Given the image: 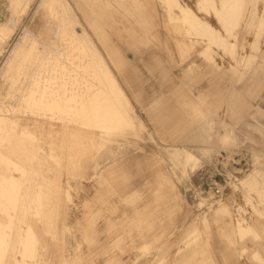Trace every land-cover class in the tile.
<instances>
[{"label":"rangeland","instance_id":"rangeland-1","mask_svg":"<svg viewBox=\"0 0 264 264\" xmlns=\"http://www.w3.org/2000/svg\"><path fill=\"white\" fill-rule=\"evenodd\" d=\"M28 1L0 0V25L11 30L0 40L1 112L11 108L14 116L31 117L21 97L28 90L50 108L80 100L70 101L76 109L68 116L79 125L91 113L78 107L85 109L109 80L125 90L134 109L130 125L106 142L91 138L89 129L66 131L39 117L45 124H29L27 143L11 138L9 151L24 164L22 172L12 168L21 196L11 187L13 195L0 205L1 216L6 205L18 207L10 210L13 227L1 226L16 248L7 238L12 258L5 245L0 264H20L31 248L23 243L29 226L38 236L36 258L26 257L30 264H264V30L257 26L264 0L242 4L238 38L228 37L229 52L213 44L212 59L202 52L206 37L172 19L163 0ZM181 1L222 29L214 15L198 11L197 0ZM23 117L20 125L27 124ZM176 149L199 161L184 168V154L173 157ZM243 152L247 164L239 174L232 164L217 163L221 155ZM221 166L227 184L217 197L205 191L203 177ZM223 204L226 210L214 213Z\"/></svg>","mask_w":264,"mask_h":264},{"label":"bare ground","instance_id":"bare-ground-1","mask_svg":"<svg viewBox=\"0 0 264 264\" xmlns=\"http://www.w3.org/2000/svg\"><path fill=\"white\" fill-rule=\"evenodd\" d=\"M22 1L23 0H10V2H11V4L12 5H14V4H21L22 3ZM30 1V0H29ZM28 1V3H30ZM135 1V0H134ZM160 1V0H159ZM164 2H165V4L167 5V8H168V10H169V14H170V17L172 18V19H177V20H179V21H182V22H184V23H187V25L189 24L190 26H191V28L192 29H194V30H196L197 31V33H199V34H201V35H203V36H205L206 37V39L208 40V43H207V46L203 49V53H205V55H209V59H212L213 57H212V55L210 54L211 53V50H212V45L213 44H215V45H217L219 48H221V49H227L228 48V46L229 45H232V44H230V42H229V39H228V37H230L231 35H233V34H236V38H238V27H239V25H240V23H241V21H242V18H243V15H244V12L242 13V4L244 3V2H246V0H197V3H196V6H197V9H198V11L200 12V11H206V13L205 14H207V16L208 15H214L216 18H217V20H218V22L221 24V26H222V29H217V28H215L208 20H206V19H203L200 15H198V13L192 8V7H190L189 5H187L186 3H183L181 0H163ZM24 6H27V4H25ZM29 7V6H28ZM68 7V6H67ZM165 7V6H164ZM26 8V7H25ZM27 9V8H26ZM166 10V9H165ZM164 10V11H165ZM158 12V11H157ZM254 12H256V10L254 11ZM254 12H252V15L254 14ZM133 13V12H132ZM257 13V12H256ZM139 15L140 16H143L142 15V13L140 12L139 13ZM137 16V15H136ZM257 16V14H255V17ZM167 17V16H166ZM254 17V18H255ZM145 18H146V16H145ZM254 18H253V20H254ZM250 19H252V18H250ZM251 21V20H250ZM175 22V21H174ZM143 23V22H142ZM146 24H147V21L145 22ZM169 23V22H168ZM180 23V22H179ZM9 25V24H8ZM150 25H151V23H150ZM177 25V22H175V24H174V26H176ZM188 25V26H189ZM247 25H249V24H247ZM145 26V25H144ZM149 26V25H148ZM172 26H173V23H172ZM179 26L180 25H178V28H179ZM190 26H189V28H190ZM238 26V27H237ZM257 26H258V28H259V31H262V30H264V13L262 14V12H261V14L259 15V18H258V22H257ZM248 27V26H247ZM13 28V27H12ZM173 29L175 28V27H172ZM184 28H185V26H184ZM187 28V27H186ZM188 29V28H187ZM186 29V30H187ZM176 30H177V26H176ZM223 30V31H222ZM174 31V30H173ZM178 31V30H177ZM177 31H175L176 33H177ZM181 31V29L179 28V32ZM188 31V30H187ZM10 32H11V30H10V27H7L6 25H5V23L3 24L2 23V25H0V40L1 39H6L9 35H10ZM189 32V31H188ZM236 32H238V33H236ZM187 33V32H186ZM186 33H184V34H186ZM191 33V32H190ZM264 33V32H263ZM189 34V33H188ZM190 35V34H189ZM263 35V34H262ZM180 36V35H179ZM187 36V35H186ZM192 36H194V35H192ZM202 36V37H203ZM235 36V35H234ZM233 36V37H234ZM186 38V37H185ZM191 38V37H190ZM204 38V37H203ZM235 38V37H234ZM196 39V38H195ZM190 41V40H189ZM192 41V40H191ZM237 41V40H236ZM193 43V42H192ZM182 45H183V43H181ZM178 46H179V44H177ZM233 45H235V43H233ZM257 47V46H256ZM177 48H179V47H177ZM181 48H183V47H181ZM185 48H187V46H185ZM188 50L189 49H187V53H188ZM215 50V49H214ZM235 50V49H234ZM257 50H258V48H257ZM6 51V50H5ZM182 51H183V49H182ZM213 51V50H212ZM262 51V50H261ZM228 52H229V48H228ZM235 52V51H234ZM190 53V52H189ZM233 53V52H232ZM231 53V54H232ZM236 53V52H235ZM72 54V53H71ZM183 55H185V53H184V51H183ZM182 55V56H183ZM187 55V54H186ZM233 55H234V53H233ZM184 57V56H183ZM182 57V58H183ZM106 58V57H105ZM185 58V57H184ZM244 57H242V59H243ZM103 59V58H102ZM241 59V60H242ZM69 60H70V58H69ZM240 60V61H241ZM13 61V60H12ZM71 61H72V59H71ZM104 61V60H103ZM238 61V60H237ZM73 62H75V61H73ZM252 62V61H251ZM216 64V63H215ZM13 65V64H12ZM218 67V66H217ZM68 68H66V70H67ZM72 69V68H71ZM69 71H70V68L68 69ZM66 72V71H65ZM64 72V73H65ZM69 73V75L68 76H70V72H68ZM72 74V73H71ZM66 74H64L63 75V79H64V76H65ZM72 76V75H71ZM34 78V77H33ZM62 79V78H61ZM65 79H66V77H65ZM64 79V80H65ZM33 80V79H32ZM31 80V81H32ZM63 80V81H64ZM68 81V80H67ZM32 83V82H31ZM36 83V82H35ZM65 87V86H64ZM66 88V87H65ZM28 89V88H27ZM67 89V88H66ZM72 89H73V87H72ZM98 89V88H97ZM36 90V89H35ZM57 90V89H56ZM95 90V89H94ZM93 90V91H94ZM27 92L25 93V94H22V99H24L25 98V100L27 101V103L29 104V108H30V110H29V113H30V115H32L31 117H23L24 119H25V121H27V124H25V125H20L19 124V118H22L20 115H16V116H14L13 114H12V111L13 112H15V109H11V108H8V111H9V114H5V113H3V112H1V109H0V196L2 197V200H0V205L2 206V201L3 200H5V199H10V196L11 195H13V190H15L14 189V184L16 185V181H18V178H17V176H15L13 173H12V168H14L16 171H18V170H20V172H22V169H21V167H20V165H22V164H24L23 162H21V161H19L17 158H15V156L13 155V152L10 150L9 151V146H8V142L11 140V138L14 136V137H16V139L20 142L21 140L23 141V144H24V142H26V140L24 141L23 139H26V138H31V137H33V133H31V132H27L26 131V129H28L29 128V124H31V122L33 123V124H45L44 122H43V120L42 119H39V118H43V119H49V122H48V124H49V126L50 127H54V125L55 126H60L63 130H66V131H68V130H72V129H74V130H77V131H83L84 129H89L90 131H89V134L91 135V138H96V137H98L99 138V140H101V142H106V141H109V140H111L112 139V137H111V135L114 133L115 134V132H117V131H119V130H121V129H124L125 127H127L128 125H130L129 123H131V120H132V115H131V112L133 111V109H134V105L132 104V102L130 101V99H129V97H128V95H127V93L125 92V90L123 89V88H120V85L118 86V84H115L114 82H111L110 80L108 81V82H104L103 83V85H102V87L100 88V90H98L97 92H94L93 93V97L91 98V102L88 104V105H86V106H84L85 107V109L84 108H82V107H78V108H80V109H82L81 111L82 112H84L85 110L86 111H88V114L89 113H91V115H89L88 116V122H87V120L86 121H84L83 122V120H82V118H81V120H82V122H80L79 123V125H75V124H73V122H72V119H74V118H69L68 116L69 115H71V113H72V111H74L76 108H75V105H72L71 104V102L70 101H76V102H78V101H80V100H73V98H71L72 100H70L69 101V104H66V106H63L62 104H59L58 103V101L54 104V106L53 107H47V106H45L44 104H46V100L44 99V100H39L38 102H37V100H35V99H31V96H32V94L31 93H29L28 92V90H26ZM66 91H68V89L66 90ZM63 92H64V90H63ZM50 93V92H49ZM67 93V92H66ZM55 94V93H54ZM35 95H37V94H35ZM65 96V95H64ZM50 101V100H49ZM48 102V101H47ZM49 108V110H51V112H52V114L51 115H48V113H47V115H46V112H44L43 111V109L44 108ZM35 108H37V109H35ZM132 110V111H131ZM133 113V112H132ZM83 115V114H82ZM39 117V118H38ZM140 117V116H139ZM54 119H60V122H56V121H54ZM76 119V118H75ZM74 119V120H75ZM134 119V118H133ZM135 120H136V118H135ZM138 120V119H137ZM136 120V121H137ZM141 121V120H140ZM79 122V121H78ZM132 125V124H131ZM32 126V125H31ZM133 126V125H132ZM133 129V128H132ZM98 130V131H97ZM129 130H130V128H129ZM27 132V133H26ZM88 132V131H87ZM35 133V132H34ZM57 133V132H56ZM67 133V132H66ZM124 133V132H123ZM59 134H61V133H59ZM26 135H28V136H30V137H27ZM51 135H53V134H51ZM56 135V134H55ZM67 135H68V133H67ZM56 136H58V134L56 135ZM55 136V137H56ZM73 136H75V135H73V133L71 134V138L73 137ZM49 137H50V135L48 136V138L47 139H49ZM54 137V138H55ZM58 137H60V136H58ZM76 137V139H77V136H75ZM44 138H46V137H44ZM51 138H53V137H51ZM43 139V138H42ZM61 139V138H60ZM33 140V139H32ZM79 140V139H78ZM28 141V140H27ZM30 141V140H29ZM43 141H44V139H43ZM74 141V140H73ZM80 141H81V139H80ZM114 141V140H113ZM45 142V141H44ZM53 142H54V140H53ZM67 142H68V140H67ZM27 143V142H26ZM52 143V142H51ZM55 144H57V142H54ZM53 143V144H54ZM65 142H63V144H64ZM72 143V142H71ZM86 143H87V141H86ZM20 144V143H19ZM58 144H59V142H58ZM65 144H67V143H65ZM69 144V143H68ZM20 145H22V143L20 144ZM26 145V144H25ZM34 145V144H33ZM59 145H61V143L59 144ZM59 145H58V150H60L59 149ZM71 145V144H70ZM86 146V145H85ZM88 146V145H87ZM57 146H54V148H56ZM98 147V146H97ZM53 148V149H54ZM180 148V147H179ZM68 149V148H67ZM164 149V148H163ZM167 149V148H166ZM56 150V149H55ZM97 150V149H96ZM177 150V149H176ZM170 151V150H169ZM175 151V150H174ZM182 151V150H181ZM181 151L179 150H177V151H175L174 153H173V155H175V156H173V157H178L180 154H182L181 153ZM35 152V151H34ZM83 152V151H82ZM87 152H89V151H87ZM165 152V151H164ZM171 152V151H170ZM173 152V151H172ZM184 152V151H183ZM55 153H56V151H55ZM167 153V152H166ZM61 154H63V150H62V153ZM83 154H85V153H83ZM184 154V155H183ZM182 155H183V159H182V162L185 164V167L184 168H186L187 166L188 167H191V168H193L196 164H197V161H199V158L197 157V155L195 154V153H193V152H191V151H187L186 150V152L185 153H183ZM77 155V154H76ZM57 156H58V154H57ZM60 156V155H59ZM67 156V155H66ZM65 155H64V157H66ZM47 157V156H46ZM55 157V156H54ZM63 157V158H64ZM71 156H69V158H70ZM77 157V156H76ZM82 157V156H81ZM168 157V156H167ZM68 158V157H67ZM72 158V157H71ZM71 158L69 159V162H70V160H71ZM86 159V158H85ZM166 159V158H165ZM40 160V159H39ZM55 160V159H54ZM61 160H63V159H61ZM60 160V161H61ZM68 160V159H67ZM169 160V159H168ZM168 160H166L167 162H168ZM170 160H172V159H170ZM169 160V161H170ZM177 160V159H176ZM175 160V161H176ZM52 161V160H51ZM43 162V161H42ZM171 162V161H170ZM182 162H180L181 164L180 165H182L183 163ZM54 163V162H53ZM79 163V162H78ZM178 164V163H177ZM57 165V164H56ZM74 165V164H73ZM71 166V165H70ZM69 166V167H70ZM79 166V165H78ZM177 167V166H176ZM175 167V168H176ZM56 168H58V167H56ZM55 168V169H56ZM182 168H183V166H182ZM66 169H67V167H66ZM75 169V168H74ZM80 169V168H79ZM96 169V168H95ZM59 170V169H58ZM71 170V169H70ZM53 171H56V170H54L53 169ZM178 171V170H177ZM183 171H184V169H183ZM189 171H190V169H189ZM57 172V171H56ZM61 172V171H60ZM75 172V171H74ZM73 172V173H74ZM193 172V171H192ZM256 172V171H255ZM191 173V172H190ZM259 173V172H258ZM30 174V173H29ZM184 173H182V175H183ZM73 175V174H72ZM178 175H179V173H178ZM185 175H186V173H185ZM58 176H59V172H58ZM184 176V175H183ZM187 176V175H186ZM254 176V175H253ZM264 176V175H263ZM60 177V176H59ZM58 177V178H59ZM54 178H55V176H54ZM61 178V177H60ZM183 178V177H182ZM186 178V177H185ZM189 179V178H188ZM180 180H182V179H180ZM53 181H55L56 182V179L54 180L53 179ZM60 181V180H59ZM69 181V180H68ZM246 181V180H245ZM244 181V182H245ZM247 182V181H246ZM45 183V182H44ZM68 183V182H67ZM19 185H20V183H18ZM54 184V187L56 186V184L55 183H53ZM77 185V184H76ZM80 185V184H79ZM252 185V184H251ZM40 186V185H39ZM47 186L48 185H46V190H47V192H49L48 191V188L50 187H48L47 188ZM78 186V185H77ZM11 187L13 188V190L11 189ZM20 187V186H19ZM44 187V186H43ZM42 187V188H43ZM73 187V186H72ZM18 188V187H17ZM16 188V189H17ZM26 188H27V186H26ZM39 188V187H38ZM42 188H41V190H42ZM51 188V187H50ZM53 188V187H52ZM56 188V187H55ZM54 188V190H56ZM60 188V187H59ZM21 189H22V187H21ZM68 189V188H67ZM74 189H75V187H74ZM256 189H259L258 187H256ZM19 190L20 189H17V190H15L14 191V193H16V195H15V197H20V196H18V192H19ZM44 190V189H43ZM65 190V189H64ZM262 190V189H261ZM260 190V191H261ZM264 190V189H263ZM262 190V191H263ZM51 191V190H50ZM78 191V190H77ZM39 192H41L40 190H39ZM39 192L37 193V196H38V194H39ZM47 192H46V194H45V192H44V194H42V195H45V197H47ZM56 192V191H55ZM54 192V193H55ZM72 192V191H71ZM12 193V194H11ZM23 193H24V191H23ZM51 193V195H53V193L52 192H50ZM57 193V192H56ZM61 193V192H60ZM65 193V192H64ZM73 193V192H72ZM75 193H76V191H75ZM112 193V192H111ZM21 194V193H20ZM70 194V193H69ZM50 195V194H49ZM50 195V196H51ZM25 196V195H24ZM36 196V197H37ZM14 197V196H13ZM12 197V198H13ZM51 197H54V195L53 196H51ZM14 199V198H13ZM18 198H16V200H17ZM24 199V198H23ZM48 199H49V197H48ZM261 199H263V196H262V198ZM42 200H43V197L41 198V202H42ZM54 200V199H53ZM6 201V200H5ZM4 201V202H5ZM9 203L10 202H12V199H11V201H9V200H7ZM21 201V205H23L22 204V199H20L19 200V202ZM45 201H46V203L47 204H45ZM50 201V200H49ZM56 202H57V200H55ZM68 201V200H67ZM4 202H3V204H4ZM39 202V201H38ZM51 202H52V200H51ZM51 202H50V204H51ZM15 203H16V201H15ZM13 204V203H12ZM49 204V205H50ZM9 205V204H8ZM39 205H40V202H39ZM42 205V204H41ZM40 205V206H41ZM46 205H48V202H47V198H46V200H44V208H45V206ZM4 206H5V204H4ZM12 206V205H11ZM20 206V205H19ZM58 206H60V204L58 205ZM227 204H223V205H221V206H219L218 208H216L215 210H214V213H220V210H226L225 208H227ZM14 205L11 207V209H14V208H16V207H14ZM48 206H46V208H47ZM53 207H55V209H56V206H53ZM52 206H51V208H53ZM5 208H7V209H5L3 212H4V214H5V216H4V214H2V216H1V214H0V230H1V226L4 224V229H5V224H8L9 225V223L11 224V226L13 227V222H11L10 220H12V218H14L13 216H15L16 215V213L14 212V214L9 210V206L7 207V205H6V207ZM18 208V207H17ZM20 208H21V206H20ZM42 208V207H41ZM44 208L42 209L43 211H44ZM1 209V208H0ZM48 209H49V211H50V206L48 207ZM47 209V210H48ZM18 210H20V209H18ZM22 210H24V208L22 209ZM38 210V209H37ZM241 210V209H240ZM240 210H238V212L240 211ZM12 211H15V210H12ZM17 211V210H16ZM49 211H48V213H49ZM2 212V213H3ZM40 212V211H39ZM53 212H57V211H54V209H53ZM222 212L223 211H221V214H222ZM229 212V211H228ZM1 213V212H0ZM19 213H21V214H23V212H19ZM43 213V212H42ZM47 213V212H46ZM48 213H47V215H45L44 216V214H43V216L44 217H48L49 215H50V213H49V215H48ZM55 213H54V215H55ZM225 213H227V211L225 212ZM39 214V213H38ZM230 214V213H229ZM240 214V213H239ZM36 215H37V213H36ZM61 215V214H60ZM17 216H19V214L17 215ZM51 216H52V218L54 217L53 216V213L51 214ZM58 216V215H57ZM56 216V217H57ZM43 217V218H44ZM56 217H54V218H56ZM59 217V216H58ZM22 217H20V219H21ZM52 218H51V222H52ZM47 218H45L44 220H46ZM17 220H18V217H17ZM61 220V219H60ZM14 221V220H13ZM15 221H16V219H15ZM47 221V220H46ZM17 222V221H16ZM51 222H49V225H50V223ZM53 222H55L54 221V219H53ZM15 223V222H14ZM46 224L48 223V222H45ZM44 223V224H45ZM58 223V222H57ZM57 223L55 224L56 226H57ZM243 223V222H242ZM8 225H7V227L6 228H8ZM18 225V224H17ZM48 225V224H47ZM64 225V224H63ZM62 225V226H63ZM14 226H16L15 224H14ZM45 227H46V225H44ZM52 226H53V223H52ZM60 226H61V224H60ZM12 227H11V229H12ZM49 227V229H50V226H48ZM48 227H47V230H48ZM239 227V229H240V232L242 231L241 229H243L244 227H243V225H239L238 226ZM17 228V226L15 227V229ZM26 228V227H25ZM52 228H54V227H52ZM4 229H2V232H3V230ZM11 229H9V231L11 230ZM15 229H13V233H15ZM62 229H63V227H62ZM21 230V229H20ZM52 230H54V229H52ZM52 230H51V232H52ZM6 231V230H5ZM5 231H4V233H5ZM199 231V230H198ZM252 231V230H251ZM49 232V231H48ZM66 232V231H65ZM246 232V231H245ZM8 232L6 231V233L3 235V234H1L0 233V260H2L3 261V259H5V257L3 256L4 254H5V245L6 246H8L9 247V249L10 250H8V247H6L7 248V252H9L7 255H6V257L9 255L10 257H11V253H12V251L14 252V250H15V243H13V242H15L12 238V236H11V234H10V232H9V236L11 237L10 239H9V237H7V234ZM26 233H27V231H26ZM45 233V232H44ZM55 233H57V232H55ZM63 233V232H62ZM68 233V232H67ZM19 234V235H18ZM46 234V233H45ZM51 234V233H50ZM53 234V233H52ZM51 234V235H52ZM65 234V233H64ZM247 234V233H246ZM17 236H20L21 237V235H20V233H19V228H18V233L16 234ZM63 235V234H62ZM14 237H15V234L13 235ZM63 237V236H62ZM189 237V236H188ZM225 237V236H224ZM7 238L9 239L8 241H11V243H13V245H14V249L12 248V244H10V243H7ZM15 239V238H14ZM17 239H18V237H17ZM16 239V241L17 242H19L18 240ZM195 239V238H194ZM13 240V241H12ZM21 240V239H20ZM24 240H25V242H23V243H27L28 242V244H30L31 246V248H28L27 250H26V253H25V251H24V253H25V255H22V256H24V258L22 259V261L20 262V264H30L29 262H27V259H26V257L27 258H30V260L32 259L31 258V256L33 255H31V253H33V251H32V244L33 243H35V242H37L38 241V236H37V233L35 232V230L33 229V227H31V226H29V228H28V233H27V241H26V239L24 238ZM54 240V239H53ZM23 240H21V242H22ZM56 241V240H55ZM16 242V243H17ZM188 244V243H187ZM10 245H11V248H12V251H11V248H10ZM17 245V244H16ZM26 245V244H25ZM35 245V244H34ZM18 246H19V244H18ZM106 246V245H105ZM26 247H28V245L26 246ZM26 247H23L24 249H26ZM2 249H4V250H2ZM195 249V248H194ZM17 250V249H16ZM23 250V249H22ZM10 251H11V253H10ZM3 252V253H2ZM17 252H18V250H17ZM178 253H180V252H178ZM197 253V252H196ZM35 254V253H34ZM16 255V254H15ZM17 256V255H16ZM30 256V257H29ZM34 256V255H33ZM35 256H36V254H35ZM34 256V258L33 259H35L36 257ZM193 256V255H192ZM4 257V258H3ZM10 257H9V260L7 261V262H10ZM13 257H14V253H13ZM20 257H21V254H20ZM259 257H260V254H259ZM12 258V257H11ZM189 258V257H188ZM7 259V258H6ZM190 259V258H189ZM17 260H19V259H17ZM15 261V258H14V261L16 262L15 264H17V262L18 261ZM179 260V259H178ZM181 260V259H180ZM183 260V259H182ZM191 260V259H190ZM261 260V259H260ZM263 261V260H262ZM156 262V261H155ZM158 262V261H157ZM264 262V261H263ZM11 263H12V260H11ZM10 263V264H11ZM35 263V262H34ZM3 264V263H2ZM4 264H5V262H4ZM7 264V263H6ZM33 264V263H32ZM36 264V263H35ZM263 264V263H262Z\"/></svg>","mask_w":264,"mask_h":264},{"label":"built area","instance_id":"built-area-1","mask_svg":"<svg viewBox=\"0 0 264 264\" xmlns=\"http://www.w3.org/2000/svg\"><path fill=\"white\" fill-rule=\"evenodd\" d=\"M246 156L247 154L244 152L236 153L232 156L221 155L220 157H218L217 163H220L221 165L223 163L232 164L237 169L235 170V174H239L237 172L244 170L245 164H247ZM221 168L222 169H219L216 167V169L213 172L209 174H204V177H203L205 191L207 193H212L213 195L217 197H222L224 195V191H225L226 184H227V181L225 179V169H223L222 166Z\"/></svg>","mask_w":264,"mask_h":264}]
</instances>
